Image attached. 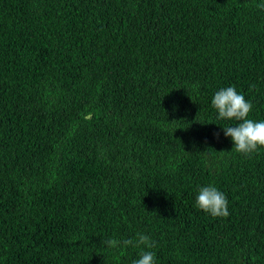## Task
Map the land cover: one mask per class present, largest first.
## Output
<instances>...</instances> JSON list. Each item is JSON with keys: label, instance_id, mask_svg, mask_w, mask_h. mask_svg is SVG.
Masks as SVG:
<instances>
[{"label": "trees", "instance_id": "1", "mask_svg": "<svg viewBox=\"0 0 264 264\" xmlns=\"http://www.w3.org/2000/svg\"><path fill=\"white\" fill-rule=\"evenodd\" d=\"M261 5L0 0V264H132L103 241L137 232L156 264H264V147L211 105L235 86L264 120Z\"/></svg>", "mask_w": 264, "mask_h": 264}, {"label": "clouds", "instance_id": "2", "mask_svg": "<svg viewBox=\"0 0 264 264\" xmlns=\"http://www.w3.org/2000/svg\"><path fill=\"white\" fill-rule=\"evenodd\" d=\"M211 105L216 110L217 120L236 121L235 124L224 125L223 133L225 137L231 138L232 149L237 153L250 157L264 147V120L249 118L253 104L235 86L217 90L211 99ZM215 135L219 137V133ZM195 207L213 218H226L230 214L225 193L212 184L198 187ZM103 244L110 249H118L121 254L129 247L139 249L138 258L132 264H156V253L150 250L156 247V242L147 234L137 232L135 238H110L104 240Z\"/></svg>", "mask_w": 264, "mask_h": 264}]
</instances>
